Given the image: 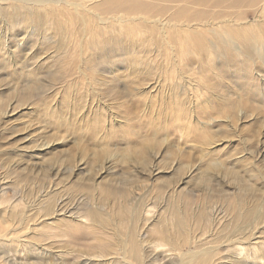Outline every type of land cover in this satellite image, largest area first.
<instances>
[{
    "label": "rangeland",
    "instance_id": "1",
    "mask_svg": "<svg viewBox=\"0 0 264 264\" xmlns=\"http://www.w3.org/2000/svg\"><path fill=\"white\" fill-rule=\"evenodd\" d=\"M73 1L58 16L41 10L35 23L10 7L18 0L0 1L5 195L39 188L67 210L80 196L113 220L112 202L126 194L132 204H154L158 219L170 214L175 233L197 241L184 252L251 228L264 236V14L234 0H158L160 16L150 17L157 25L140 37L121 35V45L105 43L102 58L79 39L88 23L70 24L96 21L95 8L84 10L94 4ZM182 6L185 13L168 20ZM193 11L204 13V26L185 25ZM130 26L138 33L145 24ZM238 204L243 214L234 219L228 211ZM210 208L213 231L197 226L194 213ZM168 256L160 253V264H171Z\"/></svg>",
    "mask_w": 264,
    "mask_h": 264
},
{
    "label": "bare ground",
    "instance_id": "2",
    "mask_svg": "<svg viewBox=\"0 0 264 264\" xmlns=\"http://www.w3.org/2000/svg\"><path fill=\"white\" fill-rule=\"evenodd\" d=\"M80 1L74 0V6H80ZM157 1L144 3L141 0H84L83 6L89 3L94 4L84 10L95 8L96 21L91 19L87 22L80 16L79 20L77 18L70 24L75 25L81 22L86 25L88 23V36L79 37V39L84 40L87 47H94L99 52V57L107 58L105 43L121 45L123 38L121 35L140 37L145 33L146 28L151 29L153 24H156L154 21L151 22V19L156 15L160 16V12L155 13L160 11V3ZM216 1L218 0H214ZM234 1L242 2L246 6L257 9L256 12L259 14H264V0L260 7H256L258 0ZM18 2V5L10 7L19 11L23 18L27 16L29 23H35L39 22L41 10L48 15L61 14L66 8L67 0H18ZM185 8L186 6H182L169 12L168 20L185 13L182 12ZM22 9L23 12H21ZM2 11L3 8L0 6V15H6ZM115 14L119 16L116 17ZM102 15L108 17L106 23H104L106 20L102 21ZM240 15L241 13H238V16ZM261 16L264 17V15ZM203 17V12L193 11L191 16L187 17L192 19L184 20L185 25L189 29H195L197 25L204 26L200 22ZM192 21L197 23H189ZM139 22L145 26L135 33L136 29L130 25L140 26ZM239 23L243 24L242 21ZM115 31L119 32L118 35L114 34ZM3 190L4 188L0 187V264H160V253L162 256L163 253H169L167 259L172 261L171 264H244L249 259L251 261L260 259V262L264 264V236L259 237L256 235L257 232L251 231L252 228L240 233L239 236L231 233L228 243L221 240L217 245L210 247L207 245L208 248H204L203 251L184 252L182 250L184 245L187 247L197 245V241H188L186 235L180 237V232L176 234L173 224H170L173 221L170 214L169 220L168 217L165 219L163 216L158 219L159 211L154 204H132L126 194L125 198L121 197L123 201L112 202L117 206L114 211L115 218L112 220L103 208L85 204L80 196H73L74 198L71 196L73 198L71 200L76 203L67 210L63 207L64 204L55 203L56 201L48 195L49 193L37 195L36 191L39 188L28 195L17 193L16 191L21 190L14 189L8 196ZM106 193L113 198L111 201H114L116 193L107 189ZM242 201L243 199L238 203ZM237 207L228 211L235 212L234 219L243 214L241 206L238 204ZM211 210L212 208L194 212H199L200 223L197 226L200 225L205 230L211 227L213 231L215 221L212 217L214 218L216 212L212 211L213 215ZM249 214L253 213L249 212ZM174 223L179 231H182L185 220L181 216L178 218L174 216ZM149 226L151 227L148 228ZM221 228L226 231L227 226L224 224ZM219 237L220 235L212 241L216 242Z\"/></svg>",
    "mask_w": 264,
    "mask_h": 264
}]
</instances>
